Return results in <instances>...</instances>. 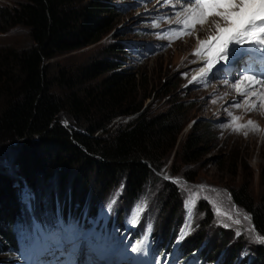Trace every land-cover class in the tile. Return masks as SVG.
Here are the masks:
<instances>
[{"label":"trees","instance_id":"trees-1","mask_svg":"<svg viewBox=\"0 0 264 264\" xmlns=\"http://www.w3.org/2000/svg\"><path fill=\"white\" fill-rule=\"evenodd\" d=\"M113 7L105 0H26L13 9L0 7V34L22 26L28 30L31 41L20 50H0V147L20 144L12 155L20 165L14 164V169L7 162L0 174L7 170L15 174L21 169L26 174L22 175L24 180L35 191L53 189L44 206L34 190L24 185L22 190L15 191L12 177L11 180L0 176L2 254L11 252L13 256L27 248L25 230L30 228L24 224V216L28 209L22 202L26 192L32 194L28 217L34 219L39 205V212L46 216L37 217L35 222L48 225L51 218L65 219L69 212L76 213L74 210L85 218L93 216L96 208L106 204L104 193L120 180L124 182L122 196L127 202L143 197L150 181L164 182L166 198L163 199L162 192L158 197L161 206L151 210L158 213V218L151 220V212L148 213L145 227L151 230L153 238L166 243L174 242L182 232L181 193L159 175L164 173L162 161L167 159L184 126V105L175 101L162 112H142L144 101L138 96L141 80L135 71L115 73L119 63L121 67L119 54H123L115 44L106 46L94 60L74 68H59L55 72L49 64L59 54L96 43L104 32L100 29L109 19L101 15L113 14ZM105 72L111 74L102 77ZM131 115L134 116L130 120L116 124L110 132L113 126L109 125L115 119ZM65 120L72 126L64 127ZM211 137L205 126L193 124L173 159L185 165L196 161L202 144ZM68 168L74 172L72 178H65ZM37 174L40 183L34 187L30 182ZM184 177L188 179L189 175ZM67 181L73 182L72 187L64 185ZM91 184L103 193L98 201L87 203L85 190ZM233 199L238 203L243 197L234 195ZM243 204L255 230L254 238H264V205H248L245 201ZM60 207L66 212H57ZM18 233H23L21 239ZM207 233L203 228L190 233L184 237L181 248L188 247L191 255L199 247L209 251L208 241L201 245ZM223 235L218 233L221 239ZM258 244L254 264H264V243ZM242 245L234 244L228 255L238 253ZM211 253L212 256L204 255L205 262L211 259L209 264H233L232 259L224 261L223 255L221 259L220 255L214 257L216 245Z\"/></svg>","mask_w":264,"mask_h":264},{"label":"rangeland","instance_id":"rangeland-1","mask_svg":"<svg viewBox=\"0 0 264 264\" xmlns=\"http://www.w3.org/2000/svg\"><path fill=\"white\" fill-rule=\"evenodd\" d=\"M25 1L0 0V7L13 9ZM105 1L114 6L115 11L113 14L101 15L102 18L109 19H106V25L100 29L104 31L100 39L82 49L59 54L51 59L49 64L54 67L55 72L59 68H74L94 60L106 46L115 44L123 51V54H119L122 55L119 59L121 67L119 63L115 73L121 70L135 71L141 80L138 96L144 101L141 106L142 112H162L171 102L182 103L185 109L182 120L184 126L167 159L162 161L161 170L164 173L159 175L164 181L167 180L169 184L179 189L181 210L183 202L189 201L184 209L186 222L183 223L182 232L175 239L174 244L182 243L184 237L203 228L208 230L203 236L205 242L208 241L213 245V247L210 245L207 255L212 256L211 251L216 245L217 253L214 257L220 255L219 259H221L223 255L224 261L226 258L232 259L233 264H254L259 242L254 238L255 230L250 216L245 213L247 211L242 206L244 201L248 205L250 203L257 206L264 205V110H257L254 113H248L247 110L235 111L231 106L233 93H229L226 89L218 92V89L228 84L222 77H217L215 81L211 79L207 83L209 87L204 86L208 79L195 81L194 77L200 68V62L195 57L194 51L198 49L199 40L203 38L208 40L209 35L215 33L213 28L215 20H209L203 31L202 27H199L196 32H200L197 35H194V29H191L183 36L184 40L165 47L161 24L154 15H151L157 10L152 0ZM218 23L222 24V21H216V25ZM137 42H141L140 45H137ZM30 44L28 30L22 26L0 34V50H20ZM109 74L111 72H105L102 77ZM133 116L115 119L109 125L113 126L109 128L110 132L116 124L125 123ZM62 124L66 128L72 126L67 120L62 121ZM193 124L205 126L208 135L212 134V137L202 144L198 159L185 165L173 157L175 152L179 151ZM19 146L20 144L17 143L0 147V160H3L4 164L8 162L7 165L16 169L14 164L17 166L20 162L12 155ZM3 171V168H0V173ZM73 173L72 169H66L65 178L67 176L72 178ZM22 175L26 177L21 169L15 174L10 170L0 174L5 179L12 177L16 182L15 191L22 190L24 185L34 190ZM184 175H189V178ZM39 180L40 176L37 174L32 176L30 183L36 187L40 183ZM72 183L67 181L64 185L68 188L72 187ZM164 184L160 181H150L145 186L147 192L142 197V202L136 205L130 214H136L142 209L147 210L148 213L157 210L161 206V199L158 201V197L162 192L163 199L166 198ZM123 186L124 182L120 180L118 185L104 193L106 205L111 202L112 209H115L120 201L123 205L122 209L126 208L127 203L122 196ZM52 190L50 187L49 190L40 189L42 192L34 191L38 199L41 197V203L45 206L49 192ZM101 192L95 190L91 184L85 190V201L87 203L98 201ZM234 195H241L243 199H239L237 203L233 199ZM44 216H46L45 212L38 211L34 218ZM148 218L155 220L158 218V213L151 212ZM74 223L82 228L81 222ZM142 224V231L148 237L149 232L144 228L147 225L145 219ZM221 232L224 233L223 239L218 236ZM236 243L243 244L242 250L231 256L228 255V250H231ZM115 244L108 248L112 249ZM221 244L225 245L222 250L219 249ZM181 252L188 259L192 253L188 247L182 248ZM85 253L88 254L87 251ZM9 258V255L0 253L1 264L19 261L16 257L11 261ZM211 261L208 260V263ZM82 264H85V258L82 259Z\"/></svg>","mask_w":264,"mask_h":264},{"label":"snow or ice","instance_id":"snow-or-ice-1","mask_svg":"<svg viewBox=\"0 0 264 264\" xmlns=\"http://www.w3.org/2000/svg\"><path fill=\"white\" fill-rule=\"evenodd\" d=\"M187 2L191 5L193 0H187ZM184 11L190 15L193 26L196 23H204L211 15L221 17L225 24L223 27L217 24L218 35H213L202 42L200 50L195 53L200 56L201 52L206 50L208 65L207 68L200 69V73L204 74L217 62L231 63L229 45L233 42L241 44L249 26L257 21H264V0H195V7H188ZM259 32L264 33V28L259 29ZM256 35L257 32H252V36ZM260 43L264 44V41ZM241 51L243 50L233 47L232 60H235ZM245 83L251 86L264 84V81L257 80L251 75H243L232 86L237 92H242L241 85ZM3 166V160H0V168ZM24 203L26 208L31 210L32 194L30 192L25 193ZM111 210L110 202L107 205V212L110 214ZM100 219H103V214ZM100 219L94 221V227L88 230H82L76 223L65 222L62 216H59L53 225H41L33 220L31 229L25 230L29 239L26 252L15 254L16 258L21 264H79L81 246L84 243L88 249L85 264L104 261L108 242L104 233L97 230ZM257 241L264 243V238L257 237Z\"/></svg>","mask_w":264,"mask_h":264},{"label":"bare ground","instance_id":"bare-ground-1","mask_svg":"<svg viewBox=\"0 0 264 264\" xmlns=\"http://www.w3.org/2000/svg\"><path fill=\"white\" fill-rule=\"evenodd\" d=\"M212 21H214V20H212ZM211 21V22H212ZM221 21H222V24L221 23H218L219 25H225L224 24V21L221 19ZM215 22V21H214ZM208 23V21H205L202 25H199V24H197L196 26H195V32H194V35H197L199 32H196L197 31V29L199 28V27H202V31L204 30L203 28H205L204 26L206 25ZM213 28H215L214 29V31H215V33H213V34H210L209 35V37H211V36H213V35H215V34H217L218 35V32H217V30H216V22H215V24H214V27ZM206 33H207V31H206ZM206 33L204 32V34L206 35ZM245 38V36L242 38V39H244ZM184 40V39H183ZM207 39H201V40H199V42H198V49H200V44L202 43V42H204V41H206ZM181 41V40H180ZM179 42V41H178ZM177 43V42H176ZM136 44V43H135ZM238 46V44H235V42H233L232 44H230L229 45V51L233 48V47H237ZM130 49H134V48H130ZM236 66H237V63L235 62L234 63V65H233V70L236 68ZM200 67V66H199ZM198 67V68H199ZM233 70H232V74H231V77L233 78L235 75H234V73H233ZM199 71H200V68L198 69V71L196 72L197 74L199 73ZM228 76H229V74L228 73H225V72H222V71H218L217 73H215V74H213V76H212V80H214V79H216L217 77H222V79H225V80H227V82H228ZM215 81V80H214ZM85 216V215H84ZM67 217V216H66ZM83 230V229H82ZM190 235H192V234H190ZM204 243H205V241L201 244V245H204ZM204 248H206L205 246H204ZM107 250L108 251H111V252H114V258H115V260H117V261H119V262H121L122 261V259L124 258V257H128L127 256V254L131 251V247H130V245H129V243H127V242H117L114 246H113V248L112 249H109V248H107ZM151 251L153 252V258H151L150 259V261H149V264H158L157 262H159V261H161V260H164V259H171V258H173L175 255H176V251H174V250H172V249H170V250H152L151 249ZM208 253V249H203L202 247H199L198 249H197V251L196 252H194L192 255H191V257H189V259H187V262L189 263V264H207V262H205L204 261V255H206ZM163 255V256H162ZM79 264H82V261L81 260H79ZM121 264V263H120Z\"/></svg>","mask_w":264,"mask_h":264},{"label":"clouds","instance_id":"clouds-1","mask_svg":"<svg viewBox=\"0 0 264 264\" xmlns=\"http://www.w3.org/2000/svg\"><path fill=\"white\" fill-rule=\"evenodd\" d=\"M22 202H24V197L22 198Z\"/></svg>","mask_w":264,"mask_h":264}]
</instances>
